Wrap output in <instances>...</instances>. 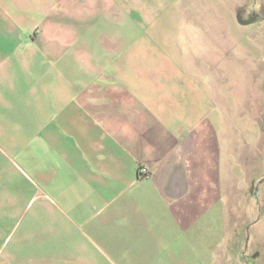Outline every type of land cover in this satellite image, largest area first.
<instances>
[{"label": "crops", "instance_id": "crops-1", "mask_svg": "<svg viewBox=\"0 0 264 264\" xmlns=\"http://www.w3.org/2000/svg\"><path fill=\"white\" fill-rule=\"evenodd\" d=\"M202 1L0 0V264H260Z\"/></svg>", "mask_w": 264, "mask_h": 264}, {"label": "rangeland", "instance_id": "rangeland-1", "mask_svg": "<svg viewBox=\"0 0 264 264\" xmlns=\"http://www.w3.org/2000/svg\"><path fill=\"white\" fill-rule=\"evenodd\" d=\"M202 5L208 11V31L202 33L203 46L192 48L191 53L199 55L209 71V112L219 122L224 164L231 162L232 170L234 161L235 176L242 180L235 194L247 190L240 202L233 201L232 211L240 203L239 215L254 217L250 222L259 219L260 234H264V160L260 156L264 154V0H208ZM230 214V226L236 225L242 234L239 259L250 262L247 243L259 227L249 229L239 215L237 221L236 212ZM257 251L258 262L264 264V247L258 246ZM94 254L98 264H106Z\"/></svg>", "mask_w": 264, "mask_h": 264}, {"label": "built area", "instance_id": "built-area-1", "mask_svg": "<svg viewBox=\"0 0 264 264\" xmlns=\"http://www.w3.org/2000/svg\"><path fill=\"white\" fill-rule=\"evenodd\" d=\"M141 171H142L143 174H147L148 173V170L146 168H142Z\"/></svg>", "mask_w": 264, "mask_h": 264}, {"label": "water", "instance_id": "water-1", "mask_svg": "<svg viewBox=\"0 0 264 264\" xmlns=\"http://www.w3.org/2000/svg\"><path fill=\"white\" fill-rule=\"evenodd\" d=\"M238 21H239V22H242V23H246V22L241 21L240 19H238Z\"/></svg>", "mask_w": 264, "mask_h": 264}]
</instances>
